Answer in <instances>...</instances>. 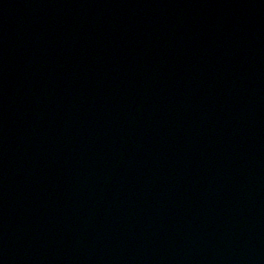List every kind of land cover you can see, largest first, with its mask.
<instances>
[{"label": "water", "instance_id": "water-1", "mask_svg": "<svg viewBox=\"0 0 264 264\" xmlns=\"http://www.w3.org/2000/svg\"><path fill=\"white\" fill-rule=\"evenodd\" d=\"M0 264H264V0H0Z\"/></svg>", "mask_w": 264, "mask_h": 264}]
</instances>
